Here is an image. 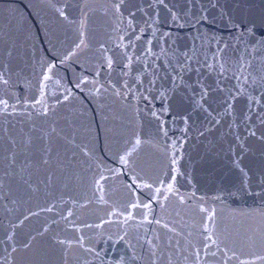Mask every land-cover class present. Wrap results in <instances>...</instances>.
<instances>
[{
    "label": "water",
    "instance_id": "1",
    "mask_svg": "<svg viewBox=\"0 0 264 264\" xmlns=\"http://www.w3.org/2000/svg\"><path fill=\"white\" fill-rule=\"evenodd\" d=\"M119 3L0 0V264H264V0Z\"/></svg>",
    "mask_w": 264,
    "mask_h": 264
},
{
    "label": "snow or ice",
    "instance_id": "2",
    "mask_svg": "<svg viewBox=\"0 0 264 264\" xmlns=\"http://www.w3.org/2000/svg\"><path fill=\"white\" fill-rule=\"evenodd\" d=\"M161 2H163V0H161ZM124 4V0H120V3L119 4H114L113 7L116 8L117 11H120V8L123 6ZM51 67H54V65H50V69L51 70ZM109 67H111V63H109ZM99 73H97L98 75ZM4 84H7L8 81L7 80H4L3 81ZM253 84H255V79H253ZM78 86V85H77ZM260 86L262 88H264V76L261 77V81H260ZM114 87V86H113ZM124 87H128L127 84L124 85ZM243 89L240 90V92L237 93V95H240L241 93H243ZM65 99L67 100L68 99V96H65ZM3 103H7V101H2ZM43 115H48V112L45 111L44 113H42ZM9 144L11 145V148H6L5 151L6 153H8L7 155H5V162H6V175H12L14 176L15 175V168H16V165H17V156H18V149H20L21 145L20 143L15 140V139H9ZM32 144V138L29 137L27 142H26V148L27 147H30ZM26 150V149H25ZM49 161L48 160H43V164H48ZM7 169H12V172L11 173H8L7 172ZM21 171H24L23 168H21ZM32 187V190L34 192H38L39 191V188L36 187V186H30ZM55 207V205H51L50 207H48L47 209H41V211H44V210H47V211H51L53 208ZM133 207H135V205H133ZM39 213L38 212H32L31 210H29L28 212V215L24 216V218L22 220H19V225L22 226L24 224V222L29 219L30 216H33V215H38ZM69 216L72 215L71 211H69L68 213ZM55 223V221L53 222ZM48 229L46 228L45 231H47ZM15 236V233H13V236L12 237H9V239H13ZM34 239V237H33ZM58 243H61L63 244L64 241L63 240H58ZM25 247H30L29 244H26ZM15 251V249H13Z\"/></svg>",
    "mask_w": 264,
    "mask_h": 264
}]
</instances>
